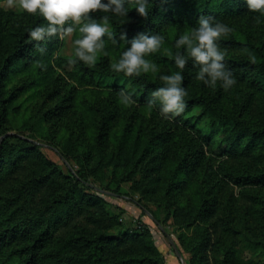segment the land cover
I'll use <instances>...</instances> for the list:
<instances>
[{
  "label": "rangeland",
  "instance_id": "rangeland-1",
  "mask_svg": "<svg viewBox=\"0 0 264 264\" xmlns=\"http://www.w3.org/2000/svg\"><path fill=\"white\" fill-rule=\"evenodd\" d=\"M22 13L9 8L7 0H0V23L6 27H15ZM83 22L67 21L65 26L73 24V33L55 34L52 52L39 61L18 63L0 85V97L6 102V132L0 135V146L5 157H20L10 182L0 186V228L15 229L28 237L43 233L39 257L52 254L73 238L76 247L65 256L79 258L78 264H86L80 258L92 259L97 254L101 264H264V218L260 215L264 187L235 184L228 177L254 173L251 156L242 157L239 146L236 151L227 150L229 140L217 132L213 145H202L204 161L199 167L213 174L207 188L214 186V194L204 201L189 191L174 196L164 193L163 180L178 160L175 156L187 143L201 145L191 125L205 127L207 118L203 110L193 109L186 114L191 120L187 125L164 118L148 102L122 104L121 90L129 92L131 88L122 72L111 67L124 51L119 45L102 37L105 46L93 65L80 60L71 63L76 59L74 40L80 38L78 29ZM47 23L45 18L42 25ZM192 28L177 24L164 28L161 48L146 56L157 68L149 71L151 75H168L173 70L166 69L163 60L174 59L179 50L176 40ZM249 32L256 42V27ZM197 71H192V84L206 92L211 86L196 79ZM229 94V88H223L219 96L226 107ZM108 103H113L116 113L97 146L91 138L89 116ZM234 106L237 112L246 108L258 124L264 120V96L258 93H253L247 106L241 102ZM126 124L131 126L132 138L147 128L154 129L155 136L172 134L164 147L168 161L165 163L160 154L162 145L153 149L149 144L146 152L145 141L139 142L134 155H124L119 145ZM76 142L79 149L80 145H93L90 157L77 150ZM97 149L102 150L100 156ZM34 152L43 160L40 169L22 162L26 154ZM75 177L86 179L89 187L78 184ZM212 196L214 212L203 221L194 220L202 204L211 206ZM21 239L10 248L26 247L28 238ZM56 241L60 245H55ZM96 245L103 249L97 251ZM62 255L59 253L58 259ZM52 259L51 255L47 262Z\"/></svg>",
  "mask_w": 264,
  "mask_h": 264
},
{
  "label": "trees",
  "instance_id": "trees-1",
  "mask_svg": "<svg viewBox=\"0 0 264 264\" xmlns=\"http://www.w3.org/2000/svg\"><path fill=\"white\" fill-rule=\"evenodd\" d=\"M125 8L128 14L117 15L112 12L105 13L101 10L90 13L91 19H83V23L96 22L103 23L102 17L109 16V31L112 32V38L107 34L104 37L115 45H119L121 50L128 47V40L134 38L138 33L147 32L148 34H159L163 36L164 28L172 27L173 25L183 26H198V21L201 16L213 17L214 22H222L226 25L235 26L231 28L232 31L226 35L218 38L217 44L220 50L225 53L224 63L228 69L231 70L235 77V83L229 87L230 94L228 100V107L224 106L220 101V94L223 87L218 82L215 87H211L206 92H202L194 87L192 72L197 66H194L192 58H189L188 63L184 69H180L175 64V59L165 58L163 64L165 68L172 67L173 70L168 72V75L174 74L177 71L182 72L183 81L182 86L186 88L187 95L185 96L186 106L182 113L172 116L169 114V119H174L179 123L191 124L190 119L186 116L188 112L193 109L203 110V115L206 116L207 129L204 132L202 128L197 129L191 125L195 131L196 137L199 139L201 145L190 146L188 143L178 153V160L167 173L165 180H163L162 191L166 194L174 196L175 194L189 191V193L197 195L201 200L207 201L206 197L213 195L214 186L208 187L211 182L213 174L210 172L204 173L200 169L204 161L203 146L213 145L214 139L217 137V132H220L221 138L229 140L227 150L236 151L238 147L239 154L242 157L251 156V168L254 173H238L230 174L228 177L235 184L253 185L264 187V120L258 124L257 121L248 114L246 108L241 111H236V102H241L247 106L253 93H258L259 96H264V13L260 11H251L247 8L245 0H150L148 5V16L146 18L140 16L132 6V3H126ZM18 24L15 27L9 28L7 25L0 23V85L8 76L12 68L18 63H26L31 60L39 61L44 55L49 54L55 48V35L47 37L43 41H36L29 35L30 30L37 25H42L45 18L37 12L36 14L24 13L18 15ZM256 27L257 35L256 42H253V36L249 32V28ZM127 34V37L124 34ZM130 46V45H129ZM44 51L41 52L40 49ZM178 52L186 55L184 47H181ZM34 53H36L34 55ZM119 73V72H117ZM117 75V74H115ZM155 74L141 73L139 76L135 74L128 76L121 73L130 84L129 93L132 94L134 101L148 102L152 99V92L163 86L160 76ZM128 92V91H127ZM5 101L0 97V135L6 132L4 126L5 117ZM159 112V105H153ZM113 103H108L100 108L94 109L89 116V124L91 126L92 140L98 146L101 137L106 134L105 128H108L110 117L115 114ZM160 113V112H159ZM140 130V126H136V131ZM153 130L147 128L145 131L136 134L132 138L133 132L131 126L125 125L122 130L123 141H120V148L124 155H134L139 142L144 143L146 152L149 151V144L162 145L160 154L163 155L165 163L168 161V156L164 151L166 144L172 140V134H161L163 136L154 135ZM78 133H75L77 135ZM143 134V135H142ZM149 137L152 139L149 140ZM12 138L21 141V138L13 136ZM133 139V140H132ZM80 142V140H78ZM182 140H180L181 142ZM24 142V141H23ZM26 142V141H25ZM77 150L85 157H90L92 153V144H86L84 147L79 143ZM94 144V146H95ZM78 151V152H79ZM99 156L102 150L97 149ZM20 157L9 155L4 156V149L0 146V186L7 181V184L12 178V173L16 168V163ZM42 159L38 153L26 154L22 159L23 163H27L35 169L42 167ZM165 165V164H164ZM203 171V173H202ZM75 181L82 186L89 187L86 179L75 177ZM101 195V194H98ZM93 199V198H90ZM207 203V202H206ZM211 206L202 204L197 212H195L194 220L203 221V217H210L216 207L213 196L209 200ZM198 211L200 214H198ZM192 215V212H190ZM199 215V216H198ZM261 218H264V207L260 211ZM229 218V217H228ZM24 232L18 230H10L8 228H0V264H78L81 262L76 257L73 260L72 256L66 257L65 254L76 247V242L73 238L62 243L59 249L48 253L45 257H39L37 254L39 247H41L44 239L43 233L37 236H25ZM21 238H28L27 246L22 250L19 248H10L12 243L20 242ZM55 245H60L56 241ZM94 249V246H93ZM95 249L102 250L103 247L95 246ZM94 249V250H95ZM67 251V252H66ZM62 253L63 257L58 259V254ZM18 255V256H17ZM38 255V256H37ZM53 256V261H49ZM94 255V252H93ZM16 259V262H11ZM86 264H101V255H95L93 258L82 257ZM44 261V262H39Z\"/></svg>",
  "mask_w": 264,
  "mask_h": 264
},
{
  "label": "clouds",
  "instance_id": "clouds-1",
  "mask_svg": "<svg viewBox=\"0 0 264 264\" xmlns=\"http://www.w3.org/2000/svg\"><path fill=\"white\" fill-rule=\"evenodd\" d=\"M132 3L137 13L146 18L150 0H7L9 8H18L27 13L36 14L48 21L47 25H37L30 30V37L36 41H43L57 33L68 35L73 33V24H78L81 19H91L90 13L101 10L105 13L112 12L117 15H127L126 3ZM164 0H162V3ZM247 8L251 11L264 13V0H245ZM103 23L88 22L79 27L80 38L74 40L75 57L71 63L77 60L88 65H93L98 53L104 49L105 34L112 38L109 31V16L102 17ZM71 20L73 24L65 26ZM232 29L222 23L214 22L213 17L201 16L198 26L179 36L175 42L177 49L185 48L186 55L177 52L175 64L184 69L189 58H192L194 66L198 67L196 79L205 84L215 87L219 82L224 89H228L235 83V77L224 63L225 53L219 49L217 40L222 35L230 33ZM127 37V34H124ZM164 37L159 34L138 33L131 40L127 39L128 47L123 51L118 62L112 63L111 67L117 72H123L128 76H139L142 72H155L156 65L146 56L161 48ZM116 41L113 40V43ZM130 45V46H129ZM44 51L43 48L40 49ZM169 55L171 52L169 51ZM163 86L152 92L149 106L159 105V112L164 118L179 115L185 109V96L187 90L182 86L184 79L182 72L177 71L170 75H161ZM120 102L124 105L134 103L132 94L121 90Z\"/></svg>",
  "mask_w": 264,
  "mask_h": 264
},
{
  "label": "water",
  "instance_id": "water-1",
  "mask_svg": "<svg viewBox=\"0 0 264 264\" xmlns=\"http://www.w3.org/2000/svg\"><path fill=\"white\" fill-rule=\"evenodd\" d=\"M147 214H148V215L150 216V218L152 219L151 215H150L149 213H147ZM170 244L172 245V247H173L175 253L177 254V256H179V258H181L178 249L176 248L175 244H174L171 240H170ZM181 259H182V258H181Z\"/></svg>",
  "mask_w": 264,
  "mask_h": 264
}]
</instances>
